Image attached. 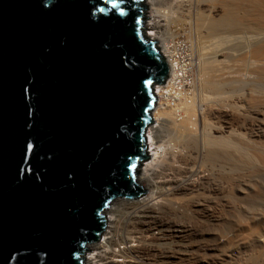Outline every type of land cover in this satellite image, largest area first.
<instances>
[{"label": "water", "instance_id": "1", "mask_svg": "<svg viewBox=\"0 0 264 264\" xmlns=\"http://www.w3.org/2000/svg\"><path fill=\"white\" fill-rule=\"evenodd\" d=\"M122 6L0 0V264H84L111 202L144 192L169 64L145 0Z\"/></svg>", "mask_w": 264, "mask_h": 264}, {"label": "bare ground", "instance_id": "2", "mask_svg": "<svg viewBox=\"0 0 264 264\" xmlns=\"http://www.w3.org/2000/svg\"><path fill=\"white\" fill-rule=\"evenodd\" d=\"M166 1L145 0V33L160 43L178 110L157 85L151 161L136 180L150 194L105 210L104 241L84 262L264 264V0ZM184 11L179 29L198 39L191 62L175 35Z\"/></svg>", "mask_w": 264, "mask_h": 264}, {"label": "rangeland", "instance_id": "3", "mask_svg": "<svg viewBox=\"0 0 264 264\" xmlns=\"http://www.w3.org/2000/svg\"><path fill=\"white\" fill-rule=\"evenodd\" d=\"M160 1V3H161V8L163 7V6H166L167 5V1L166 0H159ZM165 3H166V5H165ZM164 4V5H163ZM163 8H165V7H163ZM146 14H147V16H150L151 15V10L150 9H148L147 8V11H146ZM179 18V19H178ZM181 18V19H180ZM186 20V21H188L189 19V17H188V13L186 12V11H184V13L183 14H179V15H177V22L178 23H176L177 25H179L178 26V29H177V31L175 32V35L176 36H178V41L180 42V44H181V48L182 49H184V54H186V55H188V56H186V57H190V58H188V62H191V61H193V59L195 58V60H197V57H198V47H197V43H198V39H196V35H195V31L193 30V29H189V27L188 26H186L188 29H183V27H182V29H179V27L181 26V21L183 22V20L184 19ZM148 19L149 18H147V21H148ZM158 20H161V18H157ZM169 21V20H168ZM164 23H166V21H163ZM169 26H171V24L170 23H168V27ZM174 26V25H173ZM171 28H173L174 29V27H172L171 26ZM159 45H160V43H159ZM186 51H188L187 53H186ZM192 57V58H191ZM190 59V60H189ZM186 60V59H185ZM196 74H197V71H196ZM196 74H193L192 76L191 75H189V78H188V80H190V79H192V81H194V82H197V76L198 75H196ZM191 81V82H192ZM162 85V84H161ZM164 85V84H163ZM157 86V85H156ZM224 95H226V94H224ZM163 100V103H166V99H162ZM164 106H166V105H163V107ZM156 123H154L153 122V124L152 125H155ZM149 156V155H148ZM151 161V157H149V158H147V159H145L144 161H142V163H141V166H140V168H139V175H140V173L142 172V170L145 168V165L146 164H148V162H150ZM138 175V176H139ZM144 184V183H143ZM145 185H147L146 183L143 185V186H145ZM149 194H150V191L148 190V188H146V189H144V192H142L138 197H134V198H127V197H124V196H119L118 197V199L119 198H124V199H130V200H136V199H141V198H144V197H146V196H149ZM115 202H117V198L116 199H114L112 202H111V206H112V208H115V207H117L118 206V203L116 204ZM110 215L111 214H106V217H107V219H109V217H110ZM111 219H113V216L111 217ZM107 227H108V224H106V227H105V230L103 231V233H102V235H101V239L98 241V242H94V243H91V244H101L103 241H104V232L106 231H108V229H107ZM90 252H93L92 251V248H88L86 251H85V254H84V256L85 257H87V258H90L91 257V255H92V253L90 254ZM96 254V253H95ZM85 264H87L86 262H84Z\"/></svg>", "mask_w": 264, "mask_h": 264}, {"label": "snow or ice", "instance_id": "4", "mask_svg": "<svg viewBox=\"0 0 264 264\" xmlns=\"http://www.w3.org/2000/svg\"><path fill=\"white\" fill-rule=\"evenodd\" d=\"M111 3V7L113 10L119 8V15L120 16H125L126 12L124 10V7L122 5L125 4V0H105V3ZM46 6V5H45ZM95 9V10H93ZM100 12V13H104L105 12V8L104 7H99L96 8L95 5H93L92 9H89V16L90 17H94L96 12ZM152 82L151 81H147L146 82V86L150 85ZM31 147V145H28L27 143L25 144V150H27V148ZM24 170L23 169H19L18 170V174H20L21 176L23 175Z\"/></svg>", "mask_w": 264, "mask_h": 264}, {"label": "built area", "instance_id": "5", "mask_svg": "<svg viewBox=\"0 0 264 264\" xmlns=\"http://www.w3.org/2000/svg\"><path fill=\"white\" fill-rule=\"evenodd\" d=\"M161 52H162V50H161ZM162 54H163V52H162ZM164 55V54H163ZM165 56V55H164ZM171 84V83H170ZM170 84H165V89H163L164 90V94L166 95V93H167V95L166 96H169L170 97V104H171V106L173 107V108H176V110H178L177 109V107H178V104L176 103L177 102V100L175 101V99L177 98L175 95H173V91H172V89H169L170 88ZM184 85H186V82L184 83ZM164 86V85H163ZM167 87V88H166ZM178 99V98H177Z\"/></svg>", "mask_w": 264, "mask_h": 264}]
</instances>
